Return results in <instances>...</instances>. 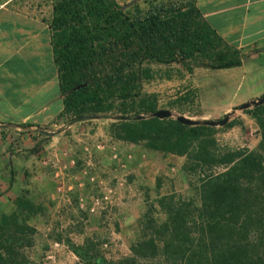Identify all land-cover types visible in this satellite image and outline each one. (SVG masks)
Returning <instances> with one entry per match:
<instances>
[{
  "label": "trees",
  "instance_id": "obj_1",
  "mask_svg": "<svg viewBox=\"0 0 264 264\" xmlns=\"http://www.w3.org/2000/svg\"><path fill=\"white\" fill-rule=\"evenodd\" d=\"M52 14L50 45L63 107L57 120L109 121L114 140L185 157L186 170L203 172L198 205L166 198L165 220L144 217L130 255L108 261L96 254L82 264L158 257L166 264H264V104L241 111L257 125L258 148L229 149L217 145L216 127L153 117L162 109L157 95L142 91L151 64L230 69L241 66L244 53L209 26L194 0H158L134 12L117 0H56ZM138 115L145 117L133 119ZM14 203V212L0 213V264H36L22 248L33 245L36 229L27 221L40 206L23 195Z\"/></svg>",
  "mask_w": 264,
  "mask_h": 264
},
{
  "label": "rangeland",
  "instance_id": "obj_2",
  "mask_svg": "<svg viewBox=\"0 0 264 264\" xmlns=\"http://www.w3.org/2000/svg\"><path fill=\"white\" fill-rule=\"evenodd\" d=\"M117 1L134 12L158 0ZM250 57L245 55L241 67L219 70L190 71L179 63L151 64L142 91L155 93L162 109L195 120H219L236 109L230 120L239 123L231 128L216 127L217 145L257 149V126L237 109L264 93V75L254 71L261 61ZM109 123L92 120L72 125L70 145H64L61 152L64 158L57 156L59 164L66 167L58 179L50 166L55 158L51 152L34 154L36 145H19L17 135L14 145H0V213L14 212V202L21 195L40 206L27 221L36 229L33 245L22 248L36 264H82V259L96 254L117 261L130 255V244L142 235L139 223L144 217L165 220L163 200L172 197L199 204L197 187L203 172L186 170L185 157L163 154L144 143L114 140L109 135L110 140ZM86 132L91 136L87 141L82 140ZM39 166L44 174L41 180L35 174ZM59 185L62 191L57 193ZM106 195L110 202L103 200ZM140 262L166 264L161 257Z\"/></svg>",
  "mask_w": 264,
  "mask_h": 264
},
{
  "label": "crops",
  "instance_id": "obj_3",
  "mask_svg": "<svg viewBox=\"0 0 264 264\" xmlns=\"http://www.w3.org/2000/svg\"><path fill=\"white\" fill-rule=\"evenodd\" d=\"M55 1L0 0V145H14L17 135L19 145H44L38 151L33 147V153L51 152L59 163L73 126L57 120L63 107L49 28ZM194 4L225 42L261 61L254 71L264 75V0ZM82 134V140L91 137ZM35 174L43 178L40 166Z\"/></svg>",
  "mask_w": 264,
  "mask_h": 264
},
{
  "label": "water",
  "instance_id": "obj_4",
  "mask_svg": "<svg viewBox=\"0 0 264 264\" xmlns=\"http://www.w3.org/2000/svg\"><path fill=\"white\" fill-rule=\"evenodd\" d=\"M264 104V94L255 100H249L246 101L244 103H242L241 105H239L237 107L238 110H244L250 107H256V106H260ZM236 109H234L232 112L227 113L226 115L223 116L222 119L219 120H211V119H200V120H195L189 117H186L184 115H174L172 113L171 110L169 109H159L157 111H155L152 116L153 117H157L159 119H163V118H169L172 116H175L176 120L184 125H189V126H195V125H207V126H212V127H223L224 125H226L229 120L231 115L235 112ZM145 116L144 115H138L136 117H134L133 119L135 120H139V119H143ZM116 119L118 120H129L131 119L130 116H126V115H119L116 116Z\"/></svg>",
  "mask_w": 264,
  "mask_h": 264
},
{
  "label": "built area",
  "instance_id": "obj_5",
  "mask_svg": "<svg viewBox=\"0 0 264 264\" xmlns=\"http://www.w3.org/2000/svg\"><path fill=\"white\" fill-rule=\"evenodd\" d=\"M114 157H116V155H114ZM51 166H52V168H53L54 176H55L56 179H58L59 176L61 175V171H62V169H63V168H66L65 166L62 167L57 161H52V162H51ZM91 180H93V179H91ZM103 190H104V189H103ZM56 191H57V193L61 192V191H62V187L59 185V186L56 188ZM107 192H108V193H111V189H108ZM103 200H107V202H110V201H109V196H108V195L104 196V197H103ZM97 202H98V200H97ZM105 202H106V201H105Z\"/></svg>",
  "mask_w": 264,
  "mask_h": 264
}]
</instances>
